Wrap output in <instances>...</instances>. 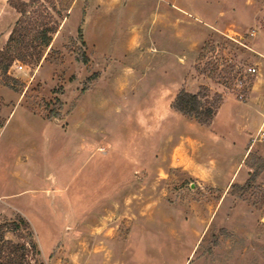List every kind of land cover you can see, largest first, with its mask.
<instances>
[{"label":"rangeland","instance_id":"374dc122","mask_svg":"<svg viewBox=\"0 0 264 264\" xmlns=\"http://www.w3.org/2000/svg\"><path fill=\"white\" fill-rule=\"evenodd\" d=\"M125 1L0 0V223L29 264H264V0Z\"/></svg>","mask_w":264,"mask_h":264},{"label":"trees","instance_id":"16d2710c","mask_svg":"<svg viewBox=\"0 0 264 264\" xmlns=\"http://www.w3.org/2000/svg\"><path fill=\"white\" fill-rule=\"evenodd\" d=\"M26 2H21V7H19L18 11L23 15L26 14L27 9ZM17 7V6H16ZM48 30L45 29L42 31V43L47 46L50 43L51 38L48 36ZM24 37L15 38L14 35L11 36L10 42L15 41L16 43L24 42ZM14 60V56L12 53L2 52L0 53V66L3 68V71L6 73L11 62ZM192 110H196L198 112V107H192ZM214 111L210 108H206L203 112H199L197 114L198 118L200 115L208 117V119H199L200 123L207 124L210 122V118L213 116ZM245 162L253 169L252 174L249 180L244 184V186L238 189H247L252 188L254 182H256L259 174L264 170V161H260L258 163H250L249 155L246 158ZM236 187V185H232ZM24 227L30 236V241H14L12 239H7L5 237V233L7 230H12L17 232L18 229ZM40 253L37 242L33 238V231L30 229V224L27 220H25L22 216H18V220L8 221L4 223H0V264H29L30 263V255H37Z\"/></svg>","mask_w":264,"mask_h":264},{"label":"crops","instance_id":"0c3cea01","mask_svg":"<svg viewBox=\"0 0 264 264\" xmlns=\"http://www.w3.org/2000/svg\"><path fill=\"white\" fill-rule=\"evenodd\" d=\"M161 1V0H160ZM163 1H165V0H163ZM124 2H125V5L128 3V2H126L125 0H124ZM157 2V1H156ZM172 6H174L175 8H177V9H179V10H181V12L184 14V15H187V16H192V12H190L187 8H182V7H180V6H178L177 4H174V3H172L171 4ZM219 18H220V15H219ZM219 18L218 19H214L213 20V23H206V25H205V27H207L208 28V30H211L212 28H215V24L216 23H219ZM195 19H197V18H195ZM207 30V31H208ZM203 33V35L205 34V32H202ZM202 35V36H203ZM132 41V40H131ZM132 43L135 45L134 47H136V45H137V43H138V38L136 37V39H133V41H132ZM199 46V42L197 43V47Z\"/></svg>","mask_w":264,"mask_h":264},{"label":"built area","instance_id":"2783aa9c","mask_svg":"<svg viewBox=\"0 0 264 264\" xmlns=\"http://www.w3.org/2000/svg\"><path fill=\"white\" fill-rule=\"evenodd\" d=\"M14 67H16V69H18V70L23 68V66L21 64H17V65L14 64ZM245 72H247L249 74H251V73L253 74V73L256 72V69H255V67H248ZM238 80H240L241 85L245 83L244 77L239 78ZM239 97L241 99H243L244 96H243V94H240ZM259 134H261L262 136H264V132H262V131H260Z\"/></svg>","mask_w":264,"mask_h":264}]
</instances>
